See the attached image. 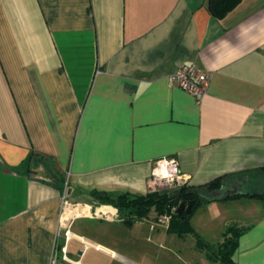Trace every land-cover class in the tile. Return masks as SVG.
Returning a JSON list of instances; mask_svg holds the SVG:
<instances>
[{
  "label": "crops",
  "instance_id": "0c3cea01",
  "mask_svg": "<svg viewBox=\"0 0 264 264\" xmlns=\"http://www.w3.org/2000/svg\"><path fill=\"white\" fill-rule=\"evenodd\" d=\"M207 4L0 0V264H49L64 195L88 210L69 215L81 245L69 254L78 258L82 237V264L89 248L116 257L72 227L122 223L92 194L150 192L162 157L177 160L189 187L227 175L218 199L189 213L188 233L216 247L232 228L233 262L264 264V199L222 198L262 189L248 172L264 168V0H239L221 15ZM186 63L210 79L200 101L168 83ZM92 222L113 245L104 223Z\"/></svg>",
  "mask_w": 264,
  "mask_h": 264
},
{
  "label": "rangeland",
  "instance_id": "374dc122",
  "mask_svg": "<svg viewBox=\"0 0 264 264\" xmlns=\"http://www.w3.org/2000/svg\"><path fill=\"white\" fill-rule=\"evenodd\" d=\"M175 189L170 188V191ZM155 211L151 208L147 217H144L153 221L150 224L138 223V220L130 225L100 221L104 223L105 237L111 239L113 245L102 241L93 234L89 225L92 221L88 219L76 220L72 227L73 231L99 240L117 253V256L113 254L116 257H110L89 248L85 252L82 262L84 264H221L212 260L213 257L210 254L205 255L203 251H200L201 248L198 247L197 240H195L197 238L195 233H166L164 228L158 224V222H162L161 220L168 222L173 219V214L176 212L172 211V207L161 213ZM100 222L95 220L92 223ZM79 246L81 245L74 239L69 242V248L72 251ZM69 255L77 258V255L73 253Z\"/></svg>",
  "mask_w": 264,
  "mask_h": 264
},
{
  "label": "trees",
  "instance_id": "16d2710c",
  "mask_svg": "<svg viewBox=\"0 0 264 264\" xmlns=\"http://www.w3.org/2000/svg\"><path fill=\"white\" fill-rule=\"evenodd\" d=\"M237 1L239 0H207V7L212 15H221ZM248 173L250 175L254 174V178L258 179L257 182L259 183V186L262 187L261 190L238 191L234 194L224 195L222 198L248 196L264 199V168L252 170ZM240 174L241 173H234V175L230 176L235 178L234 180H238ZM226 176L227 175L215 177L211 181L198 186L189 187L188 185H183L171 191H150L141 195L123 193L116 196L94 192L92 195L100 203L114 206L120 215L122 223L130 225L136 220L144 218L151 208H154L158 213H161L165 210H169L171 207H177L180 201L193 200V211L197 204L218 199L216 193L222 187L223 180ZM204 190L211 191V193L204 195ZM176 191H180L178 196L174 195ZM173 215L174 217L170 221L168 231L177 233L190 232L191 229L188 224L189 214L177 215L174 213ZM235 235V230L232 228L228 229L225 233L224 241L216 247L207 244L198 236L196 239L198 247L201 249H207L211 257H213L212 260L220 262L221 264H236L231 258V252L236 244Z\"/></svg>",
  "mask_w": 264,
  "mask_h": 264
},
{
  "label": "built area",
  "instance_id": "2783aa9c",
  "mask_svg": "<svg viewBox=\"0 0 264 264\" xmlns=\"http://www.w3.org/2000/svg\"><path fill=\"white\" fill-rule=\"evenodd\" d=\"M169 85H174L179 89L192 95L197 101L207 93L210 79L208 75L197 67L195 64H182L175 71L167 76ZM150 191L170 190V188H179L187 185V179L178 167V162L173 157H162L154 161L150 176L148 179ZM67 195L63 196V217L57 232V238H61V243H55L49 264H82L81 256L87 249L88 244L81 238L84 247L77 259H73L69 255V241L75 236L71 230V218L65 216L66 209L81 208V204H70ZM172 211L176 212V207H172ZM83 214V213H82ZM80 214V215H82Z\"/></svg>",
  "mask_w": 264,
  "mask_h": 264
},
{
  "label": "water",
  "instance_id": "95a60500",
  "mask_svg": "<svg viewBox=\"0 0 264 264\" xmlns=\"http://www.w3.org/2000/svg\"><path fill=\"white\" fill-rule=\"evenodd\" d=\"M180 194V191H176L174 195L178 196ZM194 205L193 200L188 201H180L176 207V214L177 215H183V214H189L192 211Z\"/></svg>",
  "mask_w": 264,
  "mask_h": 264
},
{
  "label": "bare ground",
  "instance_id": "6f19581e",
  "mask_svg": "<svg viewBox=\"0 0 264 264\" xmlns=\"http://www.w3.org/2000/svg\"><path fill=\"white\" fill-rule=\"evenodd\" d=\"M82 213H87L88 214V210H87V207H81V208H76V209H70V208H68V209H66V213H65V216H67V215H69V214H72V215H80V214H82ZM171 215V214H170ZM170 219V218H169ZM171 220V219H170ZM83 240L85 241V242H89L88 240H86V239H84L83 238Z\"/></svg>",
  "mask_w": 264,
  "mask_h": 264
}]
</instances>
